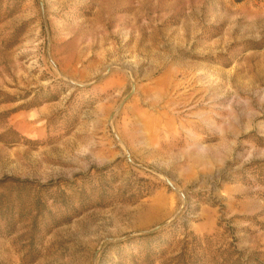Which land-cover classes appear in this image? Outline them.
I'll return each instance as SVG.
<instances>
[{
	"label": "rangeland",
	"instance_id": "rangeland-1",
	"mask_svg": "<svg viewBox=\"0 0 264 264\" xmlns=\"http://www.w3.org/2000/svg\"><path fill=\"white\" fill-rule=\"evenodd\" d=\"M0 264H264V0H0Z\"/></svg>",
	"mask_w": 264,
	"mask_h": 264
},
{
	"label": "trees",
	"instance_id": "trees-1",
	"mask_svg": "<svg viewBox=\"0 0 264 264\" xmlns=\"http://www.w3.org/2000/svg\"><path fill=\"white\" fill-rule=\"evenodd\" d=\"M236 3H242V2H244L245 0H234ZM49 186H51V185H48V186H46V187H49Z\"/></svg>",
	"mask_w": 264,
	"mask_h": 264
}]
</instances>
